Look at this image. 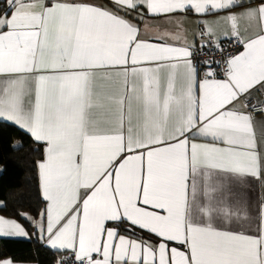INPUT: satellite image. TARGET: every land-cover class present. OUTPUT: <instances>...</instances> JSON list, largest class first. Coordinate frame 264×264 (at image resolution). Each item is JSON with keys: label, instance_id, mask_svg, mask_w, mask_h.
<instances>
[{"label": "snow or ice", "instance_id": "obj_1", "mask_svg": "<svg viewBox=\"0 0 264 264\" xmlns=\"http://www.w3.org/2000/svg\"><path fill=\"white\" fill-rule=\"evenodd\" d=\"M3 2L0 119L47 145L38 164L47 243L78 264H264V196L253 215L247 193L253 180L264 185V121L253 115L264 101L251 95L264 88V0H111L154 16L227 11L244 50L226 79L198 70L191 45L140 39L135 23L102 6ZM249 2L258 6L231 11ZM256 19L259 31L241 41L240 21ZM124 221L162 242L119 235ZM28 236L0 216V237Z\"/></svg>", "mask_w": 264, "mask_h": 264}, {"label": "trees", "instance_id": "obj_2", "mask_svg": "<svg viewBox=\"0 0 264 264\" xmlns=\"http://www.w3.org/2000/svg\"><path fill=\"white\" fill-rule=\"evenodd\" d=\"M6 7L0 0V11ZM17 145H22V148ZM44 156L42 144L36 143L18 127L0 121V201L3 203L0 214L18 220L30 234L27 239L0 238V260L57 264L60 256L67 255L52 250L38 236L36 219L47 209L38 167ZM19 213H27L32 219H24ZM131 230L142 238L150 237L141 230Z\"/></svg>", "mask_w": 264, "mask_h": 264}, {"label": "crops", "instance_id": "obj_3", "mask_svg": "<svg viewBox=\"0 0 264 264\" xmlns=\"http://www.w3.org/2000/svg\"><path fill=\"white\" fill-rule=\"evenodd\" d=\"M82 2L91 3L95 5L102 6L108 10L117 12L118 15L124 16L125 19L130 20L132 23H135L139 29H140V39L147 40L151 43H167L174 46H187L191 45V50L194 51L197 47L202 45L204 41L206 40V37H214L219 41L235 37L231 34L229 25L224 23L222 21V17L227 16L229 13L227 11L223 12H214L207 15H199L195 13H173V14H167V15H161V16H154L151 13H149L146 9V6H139L136 10H125V11H117L116 8H114L111 0H82ZM257 3L250 2L244 5V7L241 8H233L231 9L232 12H243L246 11L248 8H254L257 7ZM180 21L181 23L178 25L176 22ZM208 25H211L214 29L215 34L214 35H207L205 32V29ZM260 23L259 20H241L240 21V32L241 37L244 39L245 37L254 35L256 32L259 31ZM204 33V34H202ZM227 33V34H225ZM179 34L180 39H174V37ZM243 49L241 52H243ZM240 52V53H241ZM239 53V54H240ZM237 54V55H239ZM99 84L104 85L105 82L98 81ZM109 90H114L117 87H119L118 84H108L106 85ZM251 95L259 101H264V88H261L259 85L251 90ZM243 99V98H242ZM231 107V106H229ZM248 110V109H246ZM256 120L264 121V114L262 115H256L254 116ZM0 121L10 123L16 127H18L20 130L25 132L26 134H31L21 126L15 124L14 122L0 119ZM32 137V136H31ZM34 140V138L32 137ZM35 141V140H34ZM38 144H42L44 146L45 150V156L42 161L46 158V143L43 142H37ZM199 142H205V143H212L210 139L208 140H201ZM222 146V145H221ZM41 161V162H42ZM1 170V169H0ZM40 172V170H39ZM41 180V176H40ZM41 189L43 194V188H42V180H41ZM247 193L249 196V204L250 208L252 210L253 215L256 214V211L258 209L259 200L262 196H264V185H261L259 181H251L250 185L247 186ZM44 197V195H43ZM45 199V198H44ZM47 202V208L49 205V201L45 199ZM3 205V203L0 201V207ZM47 210V209H46ZM0 216H3L0 214ZM5 217V216H3ZM7 219H13L8 218ZM16 220V219H15ZM18 221V220H17ZM19 222V221H18ZM21 223V222H19ZM40 223H43L46 229L47 225V214L45 212L44 215H41L38 219H36V227L38 229V236L40 239L45 241V244L49 246L52 250L57 251L59 253L63 254H69L72 258H74V253L71 249H59V248H52L47 243V234L41 233L38 225ZM63 223V221L61 222ZM114 222H109V226H112ZM22 224V223H21ZM22 226L27 230V228L22 224ZM133 230H141L147 234L150 235L148 238H142L136 234H134ZM28 231V230H27ZM29 233V232H28ZM118 234L125 236L127 239L130 240H136L137 242H144L145 244H151L154 247L158 246L159 242L161 241V238L157 237L155 234H152L148 232L147 230L141 229L137 226L131 225L130 222L124 221L120 224V228L118 229ZM30 237V234L28 237H0V238H16V239H27ZM169 247H177L178 245L175 242H168ZM114 244H118V240L114 241ZM94 257L97 259H102V256L99 254H94ZM7 260V259H4ZM13 264H34V263H18L14 262Z\"/></svg>", "mask_w": 264, "mask_h": 264}, {"label": "built area", "instance_id": "obj_4", "mask_svg": "<svg viewBox=\"0 0 264 264\" xmlns=\"http://www.w3.org/2000/svg\"><path fill=\"white\" fill-rule=\"evenodd\" d=\"M242 40L243 38L241 37ZM217 44H219V48L216 47ZM243 47V43L238 42L236 37L222 41L214 37H206V41L193 51V63L197 65L198 70L210 67L216 72V79H226L225 70L228 60L239 54ZM203 61H208L209 63L204 64L202 63ZM248 111H251V109H248ZM253 115H262V112L258 109ZM57 264H78V262L70 255H65L59 257Z\"/></svg>", "mask_w": 264, "mask_h": 264}, {"label": "rangeland", "instance_id": "obj_5", "mask_svg": "<svg viewBox=\"0 0 264 264\" xmlns=\"http://www.w3.org/2000/svg\"><path fill=\"white\" fill-rule=\"evenodd\" d=\"M205 41H206V40H205ZM205 41H204V42H205ZM19 239H21V238H19Z\"/></svg>", "mask_w": 264, "mask_h": 264}]
</instances>
